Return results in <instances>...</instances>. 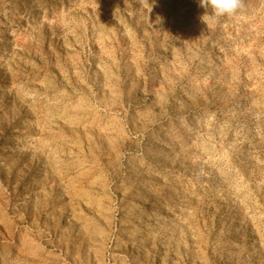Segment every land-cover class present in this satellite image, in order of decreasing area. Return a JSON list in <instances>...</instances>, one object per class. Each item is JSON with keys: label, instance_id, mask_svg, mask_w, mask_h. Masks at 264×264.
Masks as SVG:
<instances>
[{"label": "rangeland", "instance_id": "374dc122", "mask_svg": "<svg viewBox=\"0 0 264 264\" xmlns=\"http://www.w3.org/2000/svg\"><path fill=\"white\" fill-rule=\"evenodd\" d=\"M204 14L0 0V264H264V0Z\"/></svg>", "mask_w": 264, "mask_h": 264}, {"label": "clouds", "instance_id": "9594fccd", "mask_svg": "<svg viewBox=\"0 0 264 264\" xmlns=\"http://www.w3.org/2000/svg\"><path fill=\"white\" fill-rule=\"evenodd\" d=\"M197 2L205 9V14L213 19L231 16L241 6V0H197Z\"/></svg>", "mask_w": 264, "mask_h": 264}]
</instances>
